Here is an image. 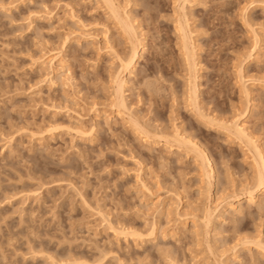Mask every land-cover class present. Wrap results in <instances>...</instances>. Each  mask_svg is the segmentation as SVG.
<instances>
[{"label": "rangeland", "instance_id": "1", "mask_svg": "<svg viewBox=\"0 0 264 264\" xmlns=\"http://www.w3.org/2000/svg\"><path fill=\"white\" fill-rule=\"evenodd\" d=\"M107 1L0 0V264H264V0Z\"/></svg>", "mask_w": 264, "mask_h": 264}, {"label": "bare ground", "instance_id": "2", "mask_svg": "<svg viewBox=\"0 0 264 264\" xmlns=\"http://www.w3.org/2000/svg\"><path fill=\"white\" fill-rule=\"evenodd\" d=\"M106 1V0H105ZM109 1V0H108ZM107 1V2H108ZM112 1V0H111ZM114 2V1H113ZM109 4V3H108ZM111 5V7H112V11L116 14V16H117V14H118V11H117V6L116 5H114L113 3L112 4H110ZM184 7V6H183ZM119 8V7H118ZM184 9V8H183ZM128 17V16H127ZM127 17H125V18H123V20L122 19H120V24H122L123 25V30L124 31H126V33L130 36V38L131 39H137L138 38V36H136V33L134 32V29H133V27H132V25H130L129 23H128V21L126 20L127 19ZM119 19V18H118ZM183 33V32H182ZM185 33V32H184ZM126 34V35H127ZM135 34V35H134ZM127 35V36H128ZM137 37V38H136ZM139 39V38H138ZM137 39V40H138ZM186 39V38H185ZM136 40V41H137ZM133 42V41H132ZM185 43H187V40H186V42ZM140 44H142L141 42L139 43H137V44H135V43H133V45H132V47H131V52H129V54H128V56L126 57V58H124V57H121V56H119L118 57V59L120 60V71L118 72V74H117V79H116V82H117V88H116V93H117V96L118 95H120L119 97H120V99L122 100V102H119V103H121L120 104V109H119V111H118V114H121V115H127L128 116V121L140 132V133H142V134H144V135H146V137H153L154 135H151V134H149V132H147V130H145L144 129V126H142L140 123H139V121H137V119L136 118H134L132 115H130V114H128V112L126 111V107H125V104H124V102H123V97H122V89H123V84H124V82H125V72L127 71V70H130L131 72H134V68L132 67V65L134 64H136V62H135V59L138 57V56H141V54H140V49H139V47H140ZM189 44V43H188ZM190 45V44H189ZM186 47H187V44H186ZM192 48H190V50H191ZM189 46L187 47V51H188V53L187 54H189ZM190 53L191 54H189L188 55V58L189 57H191L192 59H195L194 58V54H195V52L193 53V51H190ZM187 58V59H188ZM190 63V68H192V71H194V73L192 74L191 73V86H189V88H190V90H191V92H190V97L192 96V98L191 99H196L197 98V87H198V85H197V72H196V65H194V63H193V61L191 62V61H189ZM196 64V63H195ZM133 65V66H134ZM192 66V67H191ZM193 66H194V68H193ZM194 69V70H193ZM196 69V70H195ZM243 78V77H242ZM243 80V79H242ZM243 82H244V85H245V81L243 80ZM121 90V91H120ZM245 92H246V94L249 92V90L248 91H246V89H245ZM120 93V94H119ZM192 94V95H191ZM248 95H249V93H248ZM116 96V97H117ZM118 97V98H119ZM120 100V101H121ZM239 121V120H238ZM235 122V123H232V125L230 124H224V122L223 123H221V122H215V123H213V125L215 126V127H217V128H223V129H227V130H231L232 131V133L239 139V140H241L243 143H246L245 145H248L249 146V148L251 149L252 148V150H254V154H255V157H256V166H257V176H256V182H255V187H254V189L251 191V193H250V196H251V199H253V198H255V191L256 190H262L263 188H264V154H263V151H262V149L257 145V143L253 140L254 138H253V136L248 132V130H247V128L245 127V123H241V122ZM155 137V136H154ZM158 138V137H157ZM160 138H164V139H166L167 140V138L168 137H164V135L162 136V135H160ZM186 139V138H185ZM189 140V139H188ZM188 140H185V141H188ZM188 142H190L189 144L190 145H192L193 146V148L195 149V151H199L201 148H199L198 147V144L196 143V142H194V140L193 141H188ZM187 143V142H186ZM200 151H202V150H200ZM203 152V151H202ZM202 152L201 153H199L198 152V155L199 156H201V157H204L203 156V154H202ZM206 156V155H205ZM205 159H206V157H204ZM210 171V170H209ZM208 171V173L210 174V172H212V170L209 172ZM210 176H211V174H210ZM208 177H209V175H208ZM250 199V200H251ZM209 219H211V218H209ZM209 219H206V220H208V221H210ZM208 221H206V222H208Z\"/></svg>", "mask_w": 264, "mask_h": 264}]
</instances>
